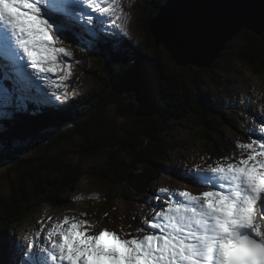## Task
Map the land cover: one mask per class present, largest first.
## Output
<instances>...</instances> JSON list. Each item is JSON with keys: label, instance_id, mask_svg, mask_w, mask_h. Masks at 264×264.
Masks as SVG:
<instances>
[{"label": "snow or ice", "instance_id": "6c2138e0", "mask_svg": "<svg viewBox=\"0 0 264 264\" xmlns=\"http://www.w3.org/2000/svg\"><path fill=\"white\" fill-rule=\"evenodd\" d=\"M118 5L119 0H0V61L7 62L0 63V115L13 105L21 110L6 122L9 134L0 133V153L15 150L11 129L29 102L43 119L62 118L72 67L66 41L87 35L77 46L103 45L139 67L126 40L130 18ZM237 17L242 21L243 13L189 14L176 21L170 39L179 50L194 52ZM140 71L150 78L151 68ZM151 91L149 83L145 96ZM260 124L251 133H258L255 139L233 145L239 158L230 154L181 173L187 183L208 190L159 189L144 201L155 215L140 222L136 235L95 232L93 223L65 216L19 242L20 264H264V118Z\"/></svg>", "mask_w": 264, "mask_h": 264}, {"label": "trees", "instance_id": "16d2710c", "mask_svg": "<svg viewBox=\"0 0 264 264\" xmlns=\"http://www.w3.org/2000/svg\"><path fill=\"white\" fill-rule=\"evenodd\" d=\"M141 1L145 6L140 8L141 12L144 10L147 12L143 15L142 21H137V25L139 28L146 29L143 46L148 51L142 52L140 47L134 49L133 53L130 52L135 55L136 60L143 57L161 58L159 60L163 66L164 75L169 72L166 76L163 75L161 82L165 96L169 94L167 88L171 87L170 90L178 99H181L183 94L192 96L188 106L196 107V104L200 106L201 101L193 98L195 96L192 90L200 84L205 85L208 79L212 83H221L224 80L222 71L225 72L227 80L230 76L228 75L230 74L229 70L232 69L229 59L247 65L251 74L261 77L259 85H261L260 82L264 83V35L258 36L247 29H242L238 37L225 45L211 67L201 69L207 74L208 79L202 75L198 79L187 81L184 76L186 69L178 67L169 55L161 52L162 48L157 49L154 36L150 32L152 19L158 15L166 0ZM147 5L148 8H146ZM76 42L81 43L80 41ZM103 47L106 50L102 48L87 50L90 51V55L88 54L89 68L92 66L96 68L95 72L90 71L89 68L83 70L94 81V87L90 90L87 98L78 102L72 112L64 111L61 119L50 121L36 118L37 114L31 108L29 114L26 112L25 121L12 128L13 136L19 141V143L17 140L13 142L15 150L0 153V249L2 250L0 264L3 262V253H5L3 248L6 246V242H3L5 241L4 234L9 233V230L13 228L16 231V225L20 224L26 214L46 206L51 208L64 206L69 202V196L74 189L83 184V180L94 176L98 179L99 185L107 184L113 186L114 189H117L118 186L124 188V180L129 176L131 167H134L137 171L136 175L134 174L136 185H140L143 181L151 182L152 179H157L158 175H161L160 165L170 158L171 147H168L169 143L163 139L165 138L164 130H167L170 125L173 127L176 122L171 114L164 112L159 117V121H152L153 118L127 117L122 119L116 109L110 112L109 107L112 105L116 108L121 104L137 105L134 96H131L132 100L130 96L119 97L110 87V79L123 73L133 61L128 59V55L115 54L105 46ZM151 50L154 51L153 56L150 55ZM162 60L167 63V67L164 66ZM119 68L120 71H118ZM227 90L233 91L230 88ZM203 97L208 99L206 103L209 105L218 106L221 103L214 98L209 100L211 96L207 92L202 95V102ZM204 107L205 115H216L212 107L209 109L207 104ZM220 111L223 112L222 109ZM80 112L82 113L80 114ZM85 113L87 117H85ZM5 119L7 122V117ZM219 120L220 118L216 121L212 120V122L217 123ZM196 121V124L199 122L203 124V117H197ZM205 122L206 127L211 126L210 123ZM171 131L169 129L167 134H170ZM152 133L155 138L146 141L147 137L153 136ZM139 134L144 136L143 142L138 141ZM158 134L163 139L157 138ZM75 135L76 137H74ZM73 138L82 141L81 147L84 146V149L73 148L72 151H69L68 143L70 144ZM43 139H46L45 142L49 141L48 147L43 155L37 156L31 152L30 145ZM166 146L167 151H164L163 148ZM206 148L216 154L229 150L224 140L217 139L216 135H213L212 142ZM70 152L74 155L71 156ZM124 154H128V156L123 157ZM176 154L174 152L173 157ZM99 160L101 163L97 164ZM129 164L128 169L126 166ZM86 166L91 169H85ZM146 175H149L150 178ZM127 199L125 196L124 200ZM4 230L5 233H2ZM7 239H10V234ZM3 243L4 245H2Z\"/></svg>", "mask_w": 264, "mask_h": 264}, {"label": "rangeland", "instance_id": "374dc122", "mask_svg": "<svg viewBox=\"0 0 264 264\" xmlns=\"http://www.w3.org/2000/svg\"><path fill=\"white\" fill-rule=\"evenodd\" d=\"M179 1L180 0H173V3L177 4ZM119 5H122L123 12L125 13V15H127L130 18L129 22L126 24V33H127L126 40L129 43V45H131L129 51L133 53L134 49H139L141 47L140 49L142 50V52H147L148 50L143 46V44L145 43L143 37L145 38L146 29L141 27L139 28V26L137 25L138 23L136 24V20L142 21L143 15L147 12L146 10H144L143 12L139 13L140 10L139 7L144 8L145 6L142 4H139V6L131 5L128 0H119ZM148 7L149 6L147 5L146 8ZM163 7L164 6L160 8L157 17L160 15ZM154 21L155 18L152 19V22L150 24L151 33H152V29L153 31H157V23L154 24ZM106 27H110V25H106ZM105 35H108V33L105 32ZM76 41H80L81 43H78ZM65 43L67 44L68 41H66ZM209 43H216V38H214L212 42L209 41ZM66 44H64L63 46L66 47ZM78 44H82V41L75 40V46L70 47L72 52L71 59L73 58V61L76 63L78 77H82L83 81L75 82V79L72 80V78H70V80L68 81V85H70L72 88L69 90V86H67L66 89V93L68 96L66 107L68 108L70 107L71 109H75L78 102H80L84 97L87 98V96L90 94L89 93L90 90H92L94 87V81L92 77L87 73H84L82 75V73L79 70L80 62H83L84 64L83 67L85 69L89 68L90 66V59H89L90 53L89 55H86L87 51L85 49V46L88 45L79 47L77 46ZM98 47L105 49L103 46H98ZM159 48H162L161 52L162 53L164 52L166 55H169L175 64L177 63L176 60L173 58L172 54L167 52L166 46L164 44L159 45L157 49ZM150 55L153 56L154 51L151 50ZM151 59L158 60L160 64L161 58L158 59L151 58ZM216 60H214V62ZM162 61L164 66L167 67V63H165L164 60ZM229 64L232 68L231 70H229L230 74L228 75L230 76L226 80V74L224 75L225 72L222 71L221 74H223L222 77L224 78V80L221 83L210 82V80L207 77V74L201 71V69H205L206 66H198L203 64L194 65L192 68L190 66L181 67L176 64L178 67L186 69L184 76L187 81L198 79L202 75L205 77V79L208 80L205 82V85L200 84L198 87L192 90L195 96L193 98L197 99L198 101L199 100L201 101V105L197 106L196 104V107L188 106V102L192 97L190 94H183L181 96V99H178L170 90L171 87L167 88V91L169 93L168 96H165V93L163 91L162 93L163 96L161 98L160 104L157 107V111L155 112V115L151 117L153 118L152 121H159V117H161L164 114V112H166L168 114H171L172 118L176 122L173 127L170 125V127L167 130H164V134H165L164 139L159 134L157 136V138H162L163 140H166L169 143L168 147H171V151H172V153L170 152L169 154V157L171 158L165 160L164 165L162 164L160 165L159 170L161 171V176L158 175L157 177L158 180L161 179L164 183H172V186L174 185L175 187L178 188L195 189L190 185H188L187 183H185L184 181H181L179 177H176L177 174L182 170V166H183L181 165L182 158L190 157L195 151L198 150V148L202 151L204 148H206V146H209V144L213 140V135H216L217 139L219 140H224L226 144L228 142V139L231 138L232 143H229V146L232 147V150L230 152H226V154L222 156V158L232 154V152L236 149L233 147L234 144L248 143L250 139H255L256 135H258V133L255 135H252L251 133L253 132L254 129L261 128L260 119L264 118V83H262L258 88L253 89L254 91H258L257 89H260V91L263 92V95L261 96L257 94L251 96V94L248 93V90H246L247 87L245 88V85H248L249 87L253 86L252 84H254L256 81V79L251 74L250 68L247 65L235 62L233 59H229ZM212 65L213 63L209 67H211ZM80 67L82 68V64H80ZM89 69L92 72L96 71V68L94 66H92ZM118 71H120V68L118 69ZM168 73L169 72H166L164 76H166ZM73 75L75 74L71 72V77ZM161 80H163V78ZM149 83L151 87V81L147 82V86H149ZM227 88L233 90L231 91L232 94L226 93ZM236 90L240 91L238 97ZM205 92H207L211 96L209 100H212L213 98L217 99L221 102L220 105L218 106L209 105L208 103H206L208 102V99H204V97H203V102H204L203 103L202 95ZM129 96L132 100L133 99L131 97L133 96L132 93H127V95L119 96V97L124 98ZM205 104H207V107L209 109L211 107L213 108V112L216 114L215 116L213 114L205 115V109H204L206 107V106L204 107ZM121 106L122 105H118L117 108L113 105L110 106L109 107L110 112H113L115 109L118 112H120ZM127 106L128 107L131 106V108L124 112L126 113L132 112L133 106L132 105H127ZM220 109H224L222 113ZM246 111L248 112L255 111V112L254 114L249 116ZM81 113L82 112H80V114ZM8 114H10V112H8ZM122 114L123 113H119L120 118L122 119L127 118ZM85 115H86L85 117H87L86 113ZM199 116L203 117V124H200V122L196 124L197 122L196 118ZM2 117H3V121L0 120V125H2L3 122L6 123V119H5L6 115H2ZM71 117L73 119V115ZM131 118H137V117H131ZM218 118H220V120L217 123L212 122V120L216 121L218 120ZM199 121H201V119H199ZM205 121L210 123L211 126L206 127L207 124ZM171 124L173 125V121ZM242 126L244 128H242ZM169 129L172 131L170 134H167V131ZM74 137H76V135ZM240 137L243 138L242 141L239 139ZM151 138H155V135L153 134V136L147 137L146 141L151 140ZM138 141L143 142L144 136H141L139 134ZM70 142H71L70 144L68 143L69 151H72L73 148L76 150H79L81 148L84 149V146L81 147L82 141L73 138L71 139ZM75 142H76V146H75ZM167 142L165 143L167 144ZM48 144L49 142H44L42 144H39L37 147H35V149H33L34 154H36L37 156L43 155L45 153V149L48 147ZM163 150L167 151V146L164 147ZM174 152L177 154L173 157ZM70 154L71 156L74 155V153L72 152H70ZM125 156H128V154L123 155V157ZM100 163L101 161L99 160L97 164ZM185 164L186 162L184 163V165ZM126 167L129 169L130 164ZM85 169H91V168H88L86 166ZM148 169L151 170L150 167H148ZM136 172H137L136 169L134 167H131L129 176L126 177V179L124 180L125 181L124 188L118 186L117 189H114L113 186L111 187L107 184L99 185L98 179L94 177H91L88 180H83V184L75 188V190L70 194L69 196L70 203L68 205L59 209H51V207L49 206H46L43 209H37L36 211L33 212L35 215H33L34 219L31 225L34 223H41V221H43L44 225L40 226L39 229H44L45 227L53 226L54 223L56 222L62 221L65 216H69V217H75L77 219L87 220L93 223L95 226L98 224H102L106 226L105 229H108L110 231H115L121 236H123L124 233L126 232H132L134 235H136L137 234L136 229L140 227V222H143V220L141 219L142 217L141 212L143 205L145 204L144 201H146L147 197L152 195L150 187L151 186L154 187L155 185L158 184L156 182V179H152L151 182L145 183L143 181L140 185L138 184L136 185V181L134 179V174L136 175ZM166 172H168L170 176H167ZM146 176L150 178L149 175ZM125 196H127L128 198L127 200H124ZM136 197L139 198L138 204L136 206V209L138 210H136L135 208L132 210V206H130L127 203L132 199H135ZM92 203H94L96 207L102 208L103 212L107 214V215L104 214L103 221L93 219L90 210L95 206L92 205ZM123 208H126L127 210L125 211ZM148 209L150 210V208ZM85 213L86 215H84ZM100 215L102 216V214ZM149 215H151V213H149ZM106 217H112L114 218V220H111V218L107 219ZM133 217H135V219H133ZM49 218H51V220H49ZM114 221L115 223L111 225V223ZM129 222L130 224H127ZM25 223L27 222L24 221L23 224ZM129 225H131V228L128 227ZM22 226L24 227V225L17 224L16 225L17 230L15 232H14L15 228H13L12 232L9 231V233L4 234L5 241L3 242H6V245H8V248L11 250L14 257L16 256L15 251H17L18 248L12 249V246H14L15 244L19 245V242L24 237V232L20 233ZM27 226H29V223H27ZM2 233H5V230L2 231ZM9 234H10V239H7V237H9ZM26 238L31 239L30 236ZM2 245H4V243ZM0 252H2L1 249ZM14 257H12L11 259L14 260L15 259ZM21 259L22 257L21 255H19V260L17 258L15 261H17V263H20ZM4 264H11V262L8 261L7 263Z\"/></svg>", "mask_w": 264, "mask_h": 264}, {"label": "water", "instance_id": "95a60500", "mask_svg": "<svg viewBox=\"0 0 264 264\" xmlns=\"http://www.w3.org/2000/svg\"><path fill=\"white\" fill-rule=\"evenodd\" d=\"M243 13V19L236 18L235 23L226 24L218 29L211 42L216 38V43H207L196 51L179 50L170 39L176 21L189 14L224 15L229 13ZM264 0H180L177 4L168 0L154 24L157 23V31L152 33L156 39V46L164 44L168 53L172 54L177 64L181 67L194 65L209 67L216 60L225 48L228 41L238 36L243 28H246L259 36L264 35ZM167 40V42H165ZM139 67L136 63L126 69L121 75L111 80L112 90L116 95L124 96L125 93H132L137 102L133 111L126 113L131 108L121 104L120 112L125 117L147 118L153 117L157 111L162 98V86L159 75L162 71L159 68L158 60L145 58L139 60ZM147 66L152 69L150 78H145L140 69ZM136 68L137 71L132 70ZM151 81V95L145 96L147 82ZM146 114L148 116L146 117ZM34 147L31 146L30 150Z\"/></svg>", "mask_w": 264, "mask_h": 264}, {"label": "bare ground", "instance_id": "6f19581e", "mask_svg": "<svg viewBox=\"0 0 264 264\" xmlns=\"http://www.w3.org/2000/svg\"><path fill=\"white\" fill-rule=\"evenodd\" d=\"M159 5V4H158ZM230 41H232V39L230 40ZM229 42V41H228ZM227 42V43H228ZM144 57L143 58H141V60L142 61H144ZM148 59H150V58H148ZM151 60V59H150ZM174 62V61H173ZM177 64V63H176ZM178 65V64H177ZM132 67V65H130L128 68H131ZM159 68H160V70L162 71V73L159 75V77H160V79H162L163 78V67L161 66V65H159ZM161 82H162V80H161ZM111 87V86H110ZM90 93V92H89ZM125 95H127V93H125ZM163 96V95H162ZM86 97H84L83 99H85ZM91 98V97H90ZM82 99V100H83ZM106 103V102H105ZM148 116V114H146V117ZM138 118V117H137ZM147 118H150V117H147ZM103 221V220H102Z\"/></svg>", "mask_w": 264, "mask_h": 264}]
</instances>
